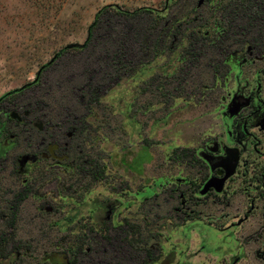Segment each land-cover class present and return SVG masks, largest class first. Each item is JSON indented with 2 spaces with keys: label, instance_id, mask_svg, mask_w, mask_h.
I'll use <instances>...</instances> for the list:
<instances>
[{
  "label": "rangeland",
  "instance_id": "1",
  "mask_svg": "<svg viewBox=\"0 0 264 264\" xmlns=\"http://www.w3.org/2000/svg\"><path fill=\"white\" fill-rule=\"evenodd\" d=\"M109 4L161 14L102 15L88 48L41 71L83 44ZM39 72L0 103V144L18 130L12 111L76 133L67 170L20 202L18 155L45 134L20 132L0 153V264H65L79 245L76 264H164L171 253L172 264H264L263 127L241 124L236 137L264 104V0H0V97ZM217 144L241 161L223 192L204 195L202 153ZM114 200L119 215L93 233V203ZM123 222L151 259L125 247Z\"/></svg>",
  "mask_w": 264,
  "mask_h": 264
},
{
  "label": "flooded vegetation",
  "instance_id": "2",
  "mask_svg": "<svg viewBox=\"0 0 264 264\" xmlns=\"http://www.w3.org/2000/svg\"><path fill=\"white\" fill-rule=\"evenodd\" d=\"M254 99L252 98L251 105ZM255 110L252 113V117H245V120L242 122L238 121V126H236V137L239 139L238 129L242 124V129L247 128V125L250 121L256 120L257 123H260L261 126L264 124V104L257 103L255 104ZM255 113V114H254ZM9 117L10 113H9ZM16 119L17 123V131L12 134L8 140H6V145L8 147L9 144H13L17 146L20 142L19 134L20 132H32L34 128L38 133H44L45 135H41L38 137H31L29 135V148L26 152L18 155L17 163L14 166L16 176L21 179L19 183L20 186L17 190H15V199L16 202H20L21 198L35 194L34 185L39 183H44V181L48 180L47 173L54 170H61L68 168V161L70 160L69 153L71 152L72 146L69 140L71 141L75 136L76 129L72 128L71 131L64 130L60 128L59 124L53 125L52 121L46 122L41 116H33L30 112H25L24 115L18 113V117L13 118ZM264 131V129H263ZM67 139V141L65 140ZM240 140V139H239ZM227 146H220L219 144L215 145V147H209L206 151H203V159L207 162L210 167L211 177H223L225 175V171L223 168L218 167L217 165L226 161L224 159L228 152ZM238 148V147H232ZM232 153V152H231ZM27 157V161L24 162V159ZM43 161V162H42ZM240 161H241V151H240ZM50 162L47 164H42ZM240 164V162H239ZM79 168V165H75ZM214 166V168H213ZM239 167V165H238ZM238 169V168H237ZM62 176V175H61ZM58 176L57 178L63 179V177ZM233 177V176H232ZM231 178V177H230ZM229 178V179H230ZM207 179V181H208ZM228 179V180H229ZM227 180V181H228ZM206 181V182H207ZM226 181V182H227ZM205 182V183H206ZM40 185V184H39ZM62 185V183H61ZM204 186V185H203ZM201 192V191H200ZM209 192H216L213 188ZM223 192V191H222ZM221 193V192H220ZM119 200L107 201V202H99L98 205L93 203L94 209L93 212L89 215V219L96 220L91 226L93 233H101L102 230H105L106 223L111 222L116 216L119 215L121 210ZM50 208V210H48ZM44 211H52V207L43 208ZM78 212L75 216H79ZM74 220V218H70L69 220ZM68 221H66L67 223ZM128 224H133L130 222H123L120 226H128ZM65 264H72L71 259L66 257Z\"/></svg>",
  "mask_w": 264,
  "mask_h": 264
},
{
  "label": "trees",
  "instance_id": "3",
  "mask_svg": "<svg viewBox=\"0 0 264 264\" xmlns=\"http://www.w3.org/2000/svg\"><path fill=\"white\" fill-rule=\"evenodd\" d=\"M254 10V9H253ZM114 14L116 16H120V17H129V18H135L143 13H146V14H155V15H160L161 13L159 11H157L156 9H153L151 7H140L136 10H128V9H123L121 8L119 5L117 4H109V5H106L104 6L102 9H100L97 13H96V16H95V19H94V22L90 25L89 27V30H88V37L86 39V41L83 43V44H80V43H74V44H70L66 47H64L63 49H61L57 55H55V57L49 61L47 64H45L43 67H42V70H45L47 69L49 66H51L55 60L59 57H61L62 55H64L66 52H68L69 50H75V51H82L86 48H88L91 43H92V40L95 36V29H96V26L98 25L99 21H100V18L102 15H105V14ZM254 13L259 16H261L263 14V9L261 8H257ZM40 75H41V72L38 73V76L37 78L27 84L26 86L24 87H21L19 89H15V90H12L10 92H7L6 94H4L3 96L0 97V103L2 101H4L6 98H8L9 96H12V95H16L18 93H21L25 88L29 87V86H33L35 84H37L40 80ZM2 129V125H0V131ZM6 143H2L0 144V153H4L6 151ZM72 221V219H71ZM130 228H137L135 225H131V224H128V226H119V231H127L126 233V237H125V247H129L130 248V251H135L136 249H139V250H142L143 252H145V254L147 255V257H149V259L152 258V247H149L146 245V242L144 241H141L140 238H137L135 236L133 237H130L131 233L129 232V230H131ZM135 234V233H134ZM1 246V244H0ZM82 250V247L81 245L77 246L76 249L72 250V257H71V263L72 264H76V255L79 253V251ZM122 258V257H120ZM99 260V258H97ZM123 260L124 262L126 261L127 263H132L131 261L133 260V258H131V256L129 254H123ZM146 260V259H145ZM175 260V253H171L166 259H165V263L164 264H172ZM100 261H102L100 259ZM99 262V261H98ZM103 262V261H102ZM111 262V261H110ZM108 261H104L103 264H107V263H110ZM119 264H123V262H119ZM145 264H149L147 261Z\"/></svg>",
  "mask_w": 264,
  "mask_h": 264
},
{
  "label": "water",
  "instance_id": "4",
  "mask_svg": "<svg viewBox=\"0 0 264 264\" xmlns=\"http://www.w3.org/2000/svg\"><path fill=\"white\" fill-rule=\"evenodd\" d=\"M203 1L200 2V4ZM11 118L18 117V113L15 111H12L10 113ZM264 129V124L262 125ZM228 154L224 158L226 161L218 164V167H221L225 171V175L223 177H211L208 179V181L204 184L203 188L201 189V194H207L212 188L216 192H222L225 188L226 181L235 175L239 162H240V150L239 148H228L227 150ZM232 152V153H231ZM27 161V157L24 159V162ZM214 168V166H213ZM50 210V208L48 209Z\"/></svg>",
  "mask_w": 264,
  "mask_h": 264
}]
</instances>
